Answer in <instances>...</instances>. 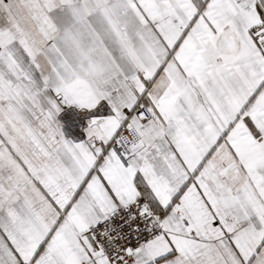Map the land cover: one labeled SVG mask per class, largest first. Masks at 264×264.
<instances>
[{"label": "snow or ice", "instance_id": "1", "mask_svg": "<svg viewBox=\"0 0 264 264\" xmlns=\"http://www.w3.org/2000/svg\"><path fill=\"white\" fill-rule=\"evenodd\" d=\"M0 264H264V0H0Z\"/></svg>", "mask_w": 264, "mask_h": 264}]
</instances>
